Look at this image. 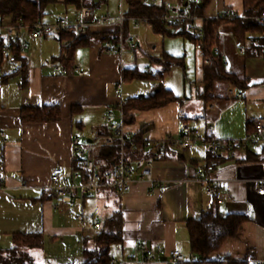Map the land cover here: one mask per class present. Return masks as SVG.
<instances>
[{
	"label": "crops",
	"instance_id": "1",
	"mask_svg": "<svg viewBox=\"0 0 264 264\" xmlns=\"http://www.w3.org/2000/svg\"><path fill=\"white\" fill-rule=\"evenodd\" d=\"M144 2L171 3L175 9L185 7L210 20L225 7L234 8L243 15L244 7L243 0ZM199 4L201 12L196 8ZM88 6L95 7L97 14H108L112 23L93 27L89 33L92 40L79 47L70 62L66 54L71 41L67 36L32 39L29 32H25L20 37L30 46L23 58L26 75L19 72L22 65L7 59L0 67V250L13 247L15 233H42V247L46 243L68 242L76 249L80 247L78 259L83 262L84 242L88 246L97 234L87 227L86 210L93 218L101 217L93 220L95 228H101L108 217L120 210L123 242L114 246L110 257L127 264H172L163 255L157 260L144 261V253L137 248L143 243L150 249L158 246L167 252L176 249L187 259H193L186 222L216 205L215 197L196 182L201 176L211 175L226 195L225 203L219 205L221 214H244L249 219L237 236L227 240L220 251L210 255V259L230 256L241 261L250 256L256 264L264 262V195L255 190V183L264 179V152L258 147L231 153L210 150L202 143L185 150L170 148L161 159L152 163L154 177L161 184H168V190L152 189L149 182L137 176L130 192L119 195L112 190H101L94 197H79L74 205L65 208L57 195L49 190L54 167L61 166L67 172L74 167L72 141L75 138L92 148L91 154L96 159L100 146L93 143L94 134L98 130L109 132L105 121L107 112L114 110L118 114L126 99L146 96L159 84L166 87L165 76L174 67L189 68L191 59L186 41L196 44L189 36L169 39L167 36L174 35L156 33L151 25L140 23L136 26L133 18L125 15L127 0H90ZM81 7L74 2L58 0L46 7L40 20L55 23L66 18L76 22ZM57 12L59 16L55 15ZM121 15L125 17L122 28L116 23ZM222 28L228 35L221 36L218 45L224 59L231 58L229 71L241 80L249 78L255 84L240 90L230 83L216 82L205 100L203 79L206 68L202 66V52L195 49L194 82L185 71V81L191 85L190 96L184 87L183 95H176L179 99L165 107L130 111L133 121H124L127 133L159 140L168 135L176 136L182 123L188 122L204 136L239 139L252 129L251 118H264V58L241 52L239 48L243 44L237 35L224 26ZM109 34L114 35V39L122 34L135 47L126 45L122 54L117 47L104 52L102 37ZM153 45L155 51L151 50ZM179 45L183 51H177ZM165 56L178 58L179 63L158 80L156 77L164 67ZM141 60L145 61L143 65L139 64ZM59 65L66 67V72H60ZM135 66L144 71L152 70L149 74L155 79L124 80V70ZM136 80L152 83L131 89ZM239 94L242 96L238 97ZM43 106L60 107L62 118L40 123L21 120L22 108ZM228 110L231 111L229 115ZM145 150L152 148L145 147ZM208 166L214 168L211 173L206 171ZM70 253L68 256L72 257ZM133 254L137 255V260H130Z\"/></svg>",
	"mask_w": 264,
	"mask_h": 264
},
{
	"label": "built area",
	"instance_id": "2",
	"mask_svg": "<svg viewBox=\"0 0 264 264\" xmlns=\"http://www.w3.org/2000/svg\"><path fill=\"white\" fill-rule=\"evenodd\" d=\"M174 9L171 3H166L164 14L160 20L170 31H184L197 38L196 48L203 54L202 66L209 68L213 61L212 53L221 52L220 46L216 43L214 44L213 40L218 41L221 36L228 35V31L219 26L213 27V32L210 33V19L197 16L185 7ZM241 17L243 15L236 9L225 7L214 19L233 21ZM124 20L125 17L121 15L119 20L116 21L120 28L123 27ZM133 20L136 26H139L140 23H145L147 26L151 25L149 18H133ZM257 20L259 26L264 28V11L257 17ZM111 23L112 20L108 14H97L95 7L86 5L81 7L79 20L76 22H69L66 18H62L55 23H45L37 20L31 24H26L22 21L15 22L12 14H6L0 18V49L8 61L21 66L23 58L28 53L30 47L27 42L21 40L20 36L25 32H29L32 39L46 38L64 33L71 34L73 38H77L90 33L93 27H103ZM128 44L131 47H135V44L131 40L126 41L121 34L118 39L105 40L103 51L111 52L117 47L119 53L122 54ZM239 49L243 53L246 52V47L243 45ZM151 50L155 51L156 46L153 45ZM230 62L231 58L226 57L225 64L228 65ZM57 69L60 72H66V67L62 65H59ZM148 73H152V70L149 69ZM119 88L122 90L121 82ZM241 96V94L238 95V97ZM105 121L109 132L96 131L93 143L101 147L112 146L119 142L122 149L121 156L119 160L112 162L108 170H102L96 164V160L91 154L92 148L84 146L78 138H75L72 141L75 154V165L72 170L67 172L61 166H56L51 170L49 190L57 195L63 208L74 205L79 197H94L101 190H112L119 195L130 192L137 176L149 182L152 189L161 187L164 190H168L170 188L169 185L165 183L161 184L154 177L152 168L153 161L161 159L168 148L185 150L202 143L206 144L210 150L224 153L249 150L253 147H258L264 152V118H251L250 124L252 130L242 139H222L216 136L207 137L198 128L191 126L188 122H183L180 132L176 136L168 135L159 140L143 137L144 146L152 148L154 155L152 159H144L135 164L124 153V146L126 144H129L132 149H136L138 142L134 135L124 130L125 113L123 106L118 114L114 110H109L105 116ZM213 169V166H208L206 171L211 173ZM196 182L204 186L205 192L214 196L219 205L225 203V192L216 184V179L213 176H201L196 179ZM1 186L2 183L0 181ZM255 190L264 195V179L255 183ZM96 226H99V224L97 223ZM137 248L144 253V261L146 262L160 259L162 255L166 256L172 264L183 263L187 260L186 256L176 249L168 252L161 246L150 249L143 243H139ZM130 260H137V255L133 254ZM257 263L264 264L263 261H258ZM110 264H127V262H118L111 256Z\"/></svg>",
	"mask_w": 264,
	"mask_h": 264
},
{
	"label": "trees",
	"instance_id": "3",
	"mask_svg": "<svg viewBox=\"0 0 264 264\" xmlns=\"http://www.w3.org/2000/svg\"><path fill=\"white\" fill-rule=\"evenodd\" d=\"M74 2L79 7L90 5V0H66ZM58 0H0V18L6 14H12L15 22L22 21L31 24L40 20L45 13L48 5L57 3ZM128 11L125 12L127 18H149L150 24L156 33L189 36L197 42V38L187 34L184 31H170L160 20L164 14L165 5L157 3H145L144 0H127ZM203 4H206L204 1ZM243 17L236 18L233 21L209 20L210 33L213 27L224 26L234 32L241 44L246 45V55L264 58V28L258 24L257 17L264 11V0H243ZM201 4L198 10L201 12ZM70 39L67 47L68 62L73 59L74 52L82 46L90 43L92 34H85L73 38L71 34L64 33ZM114 35L103 36V40L114 39ZM213 43L218 44L217 40ZM212 64L206 68L203 86V96L208 100V94L214 90L216 82H226L235 85L240 90L248 89L255 83L249 78L241 80L235 73L230 72L228 65L225 64L222 52L212 53ZM164 67L156 77L162 80L164 73L170 71L174 65L179 63L178 58L165 56ZM0 49V67L5 62ZM19 72L26 75V64L23 63ZM124 80L132 81L134 79H155L148 71H144L138 66L124 70ZM7 76H4V78ZM155 91L154 93H152ZM172 90L164 87L162 84L156 86L149 94L142 97H130L126 99L123 105V111L126 114L125 121H133L129 112L132 110H151L161 108L178 100ZM76 108H74V111ZM62 118L61 108L58 106L43 107H24L21 111V120L24 123L54 122ZM252 129H250L251 131ZM137 138V148L132 149L129 144L124 146V153L132 161H141L145 158H152L154 150H145L141 134H135ZM170 150L169 148L166 150ZM121 146L119 142L112 146H101L96 151V164L102 170H108L115 160L121 156ZM252 154L251 151L248 152ZM164 156V154H163ZM162 156V157H163ZM249 217L244 214H226L222 215L219 204L203 212L198 218L190 219L186 222L191 253L196 259H187L186 262L177 264H256L255 260L248 256L245 260H235L230 256H225L218 260H211L210 255L220 251L224 243L235 238L242 227L248 221ZM123 214L118 210L108 217L103 226L93 237L96 247L89 248L84 242V259L81 264H110V254L115 245L123 242ZM14 245L7 250H0V264H32L27 248L40 247L43 245L42 233H15L13 234Z\"/></svg>",
	"mask_w": 264,
	"mask_h": 264
},
{
	"label": "rangeland",
	"instance_id": "4",
	"mask_svg": "<svg viewBox=\"0 0 264 264\" xmlns=\"http://www.w3.org/2000/svg\"><path fill=\"white\" fill-rule=\"evenodd\" d=\"M161 1V0H158ZM119 5V4H117ZM59 16L58 12L55 14ZM169 39L172 37L175 38H183L181 35H174V36H167ZM179 40V39H178ZM182 42V41H181ZM187 48L189 49V58L191 59L190 65L188 66V69H184L181 66L174 67L166 76L164 80V84L166 87H170L174 92V95H183L186 87V93L188 96L191 94V85L189 81H185V71L187 73L188 78L194 82L193 77V69L195 65V49L196 44L191 43L189 40L186 41ZM182 44V43H181ZM142 48H144L142 46ZM193 48V49H192ZM177 51H183L182 45H179ZM139 56L142 57V54L139 53ZM145 61L139 62L140 65H143ZM154 67H157L156 65H153ZM152 83V82H151ZM149 81L146 80H136L133 81L131 89H137L136 87H140L142 85H150ZM127 87H125V91ZM230 110H228V115L230 114ZM254 118V117H253ZM234 128H237L236 125H234ZM244 137V136H243ZM243 137H239V139H242ZM91 208V207H88ZM89 212L86 210V221H87V227L93 232H98L100 228H95L93 226V220L100 219V216H97V218H93L94 216H90L91 214H88ZM89 248L94 249L96 247L95 242L93 240L90 241L88 244ZM35 248V247H34ZM26 252L29 254L31 258L32 264H81L82 262L80 259H78L80 253V247L76 249L75 246L70 245L68 242L64 244H51L46 243L44 247H37V249L33 248H27ZM72 252V253H70ZM70 253L71 256H68ZM79 254V255H78Z\"/></svg>",
	"mask_w": 264,
	"mask_h": 264
},
{
	"label": "water",
	"instance_id": "5",
	"mask_svg": "<svg viewBox=\"0 0 264 264\" xmlns=\"http://www.w3.org/2000/svg\"><path fill=\"white\" fill-rule=\"evenodd\" d=\"M155 91H153L152 93H154Z\"/></svg>",
	"mask_w": 264,
	"mask_h": 264
}]
</instances>
